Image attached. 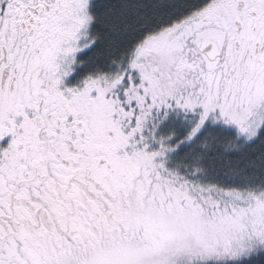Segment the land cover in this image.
Instances as JSON below:
<instances>
[{"label": "rangeland", "instance_id": "374dc122", "mask_svg": "<svg viewBox=\"0 0 264 264\" xmlns=\"http://www.w3.org/2000/svg\"><path fill=\"white\" fill-rule=\"evenodd\" d=\"M93 1L58 0L48 16L39 18L41 29L35 33L42 37L36 41L48 44L37 73L45 91L60 84L56 99L66 98L79 55L94 42ZM238 1L211 0L187 18L146 38L131 63L142 93L139 97L131 92L132 101L137 100L136 111L143 115L146 109L150 113L175 87L165 77L156 76L161 65L171 61L178 70L180 64H202L206 73L197 81L203 87L192 96L194 101L202 100L198 108L201 111L189 123L192 130L187 141L209 124L235 130L248 142L258 135L264 126V0L253 7L258 16L250 25L251 30L243 33L237 31L233 20V7L239 5ZM202 36L221 44L223 54L216 61L205 62L189 45ZM36 50L32 48L30 52ZM165 50L167 54L157 57L158 66L146 64L150 51ZM22 63L26 73L36 66L28 52ZM181 73L178 71L177 76ZM189 76L185 75L181 84L189 81ZM118 79L86 80L85 87L90 88L92 83L98 86V82L115 84ZM73 87L84 88L81 82ZM197 89L193 83L191 92ZM181 95L186 97V93ZM107 99L102 105L108 106L107 112L91 110L90 118L84 121L90 125L85 124L86 128L80 124L81 133L75 134L72 146L84 155L83 151L91 148L104 132L107 142L112 138L118 145L115 156L124 160L120 164H106L98 169L99 162L95 160L100 157L95 156L94 163L89 159L84 165H70L65 170L71 171L67 182L61 179L59 166L51 167L52 160L43 159L49 155L42 149L20 143L0 147V264H197L196 260L209 255L239 251L247 224L257 228V232L262 230L264 191H229L207 185L200 186L196 196L195 192L187 193V187L180 190L179 183L173 184L177 175L169 171L167 164L177 145L157 127L147 135L145 141L149 144L127 140L120 124L125 109ZM82 120L75 118L74 127ZM141 132L136 130L135 134ZM64 133L65 138L71 137L68 131ZM116 137L121 144L116 143ZM122 138L127 141L122 143ZM139 147L145 151L137 153ZM147 147L150 150L146 151ZM89 163L86 172L91 180L86 179L84 172ZM136 163L143 167L135 169ZM134 174L136 181H130ZM131 188L134 197L129 200L135 210L121 211L122 201L115 197L120 190L129 193ZM106 190L113 197L107 196ZM118 217L122 221L116 224Z\"/></svg>", "mask_w": 264, "mask_h": 264}, {"label": "trees", "instance_id": "16d2710c", "mask_svg": "<svg viewBox=\"0 0 264 264\" xmlns=\"http://www.w3.org/2000/svg\"><path fill=\"white\" fill-rule=\"evenodd\" d=\"M210 1L94 0L92 2L91 33L94 42L79 55V63L74 71L73 81L67 85L69 91L66 89V98L61 96L57 99L54 97L55 100H52L50 95H46L44 97L46 99L44 100L46 104H43L44 109L50 110L52 104L55 105V108L46 113L44 111L42 116L40 115L38 118L41 119V128L37 130V149H42L41 151L49 155L42 158L47 162L52 160L51 167H60L63 173L61 179L67 182L69 180L68 175L71 171L66 172L65 170L73 165L69 158L72 149L67 144L64 150L56 148L57 140L62 141L63 144L71 140L72 145L74 138L71 127H74L75 118L82 117V122L78 121V123L87 128L86 125L89 126L90 124H86L87 122L84 123V121L90 118L91 110L97 113L107 112L108 106L102 105L108 98L107 101H111L112 105L117 104L125 109L120 124H123L127 140H137L149 144L148 141H145L148 140L146 139L147 135L150 136L157 127V129L164 130L163 133L171 139L173 145H177V148L175 146V150L170 153L171 156L167 164L169 171L177 175L173 184L179 183L180 190L182 187H187L186 192H195L196 196H198L199 187L207 185L229 191H264V126L258 135L249 142L240 137V134L235 130L224 125L210 124L200 130L193 140L187 141L192 130L189 123L193 121L195 114H199L201 111L198 108L202 100L194 101L192 96L200 93L203 87L197 80H200L201 75L205 76V65L195 66V64L184 63L180 64L178 70L174 68L171 61L161 65L159 67L161 71L158 70L156 76L158 79L165 77L174 83L175 87L170 96L165 98V101L157 103V106L150 113L145 109L143 115L139 110H135L138 107L136 98L132 101V93L136 92V96L139 94V97L142 95L140 88L138 89L139 77L135 74V68L131 67L139 46L149 36L187 18ZM189 45L196 51V55L198 53L205 62L208 61L196 49L195 41H190ZM167 53L166 50L150 51L147 54L146 64H153L152 68L158 66L156 61L158 55ZM141 63L145 62L142 61ZM178 71L182 72L180 76H177ZM160 73L165 76H160ZM185 75L189 76V81L181 84ZM195 75L197 77L192 80ZM116 76L119 78V82L117 81L115 84L105 82L101 85L98 82V86H94L95 84L92 83L90 88L85 87L86 80L94 81L102 77ZM74 81L75 83H73ZM77 82H81V86L84 88L73 87ZM193 83L198 86V89L191 92ZM59 86L60 84L57 89ZM181 92L186 93V97H183ZM140 99L142 100V98ZM145 102L147 101L145 100ZM145 107H148V103L145 104ZM160 109L161 112L158 111ZM51 113L55 116L48 117V114ZM78 129L80 131L81 128L78 127ZM120 129H122V125ZM60 130L62 131L60 132ZM136 130L143 132L135 134ZM64 131H68L67 134H70L71 137L66 136L65 138L63 136ZM110 137L112 136L110 135ZM117 137L115 141L119 144L120 140ZM127 140L122 138L121 142ZM108 143L111 144V147ZM117 146L112 138L107 142V135L103 132L93 142L91 148L83 152L88 154L90 159L95 156L100 157L99 161H95L96 163L99 162L98 169H101L106 164L121 163L122 160L115 156V154L117 155ZM139 148L141 149L136 151L137 153L145 151L143 150L144 147ZM148 150L150 147L146 148V151ZM91 163H94L93 159ZM91 163L84 167L85 177L89 180L92 179V176L88 175L86 169L88 170ZM137 167L141 168L143 164L136 163L135 169ZM133 177L130 178V181H136L134 179L137 175ZM183 181L187 184L182 185L181 182ZM133 192V188L130 189L129 193L120 190V193L115 197V200L120 199L122 201L121 211L125 209L135 210L129 200L134 197ZM105 193L107 196L113 197L108 190ZM119 217L114 220L116 224L122 221ZM257 231V228L247 224L246 236L242 238L244 240L243 246L238 248L239 251L232 255H226V253L216 256L209 255L196 260V263L264 264V227L260 232Z\"/></svg>", "mask_w": 264, "mask_h": 264}, {"label": "flooded vegetation", "instance_id": "af4514ba", "mask_svg": "<svg viewBox=\"0 0 264 264\" xmlns=\"http://www.w3.org/2000/svg\"><path fill=\"white\" fill-rule=\"evenodd\" d=\"M57 1H0V147L20 143L36 149L38 147L37 130L41 128V119L38 118L44 111L46 113L55 108L54 104L50 110L44 109L43 106L46 104L44 101L46 95H50L51 99L55 100L54 95L58 85L56 84L53 90L46 89V91L41 86L37 65L42 58H45L43 50L48 43L43 45V41H36L42 36L35 32L41 29L39 18L48 16L52 5ZM258 1L260 2V0H239V5L233 7V20L238 25L239 33L251 30L250 25L258 16V12L253 9ZM236 12L240 13L236 14ZM233 20L230 17V22ZM261 34L263 36L264 31ZM32 48L37 49L33 54L30 52ZM26 52L31 62L36 65L29 73H26L22 63ZM39 71L41 72L40 67ZM52 113L48 114V117H54L55 114ZM80 124L77 127H71L73 138L75 133L80 132L78 131ZM59 142L57 140L56 148L64 150L66 144L71 147L72 152L69 158L74 166L89 161L87 154L83 155L71 145V140L64 144L62 142V146H59Z\"/></svg>", "mask_w": 264, "mask_h": 264}, {"label": "water", "instance_id": "95a60500", "mask_svg": "<svg viewBox=\"0 0 264 264\" xmlns=\"http://www.w3.org/2000/svg\"><path fill=\"white\" fill-rule=\"evenodd\" d=\"M195 47L211 62L216 61L223 54L219 42L212 37H201L195 42Z\"/></svg>", "mask_w": 264, "mask_h": 264}]
</instances>
